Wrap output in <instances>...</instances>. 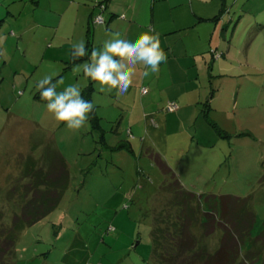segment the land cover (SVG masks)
I'll use <instances>...</instances> for the list:
<instances>
[{
  "label": "rangeland",
  "instance_id": "374dc122",
  "mask_svg": "<svg viewBox=\"0 0 264 264\" xmlns=\"http://www.w3.org/2000/svg\"><path fill=\"white\" fill-rule=\"evenodd\" d=\"M92 1L0 0V218L11 226L12 215L31 197L25 191L32 182L29 167L36 171L51 166L65 183L53 209L31 224L22 221L14 227V246L6 260L9 264H154L151 231L155 218L166 215L163 200L170 194L158 189L163 176L153 161L156 155L186 190L248 197L259 225L264 220L260 18L247 21L251 25L246 21L237 25L236 51L232 47L228 54L226 48L225 57L220 56L214 66L212 50L201 51L199 38L186 29L182 37L170 35L160 41L167 62L160 65L158 75L144 78L138 65L134 84L125 94L118 95L115 89L101 92L93 80L87 93L90 78L82 72L74 74L66 63L72 45L86 41ZM219 29L218 25L213 40L220 38ZM91 32L92 50L121 38L104 25L92 26ZM227 35L228 42L230 31ZM47 76L63 79L57 91L76 84L84 99L90 96L94 111L84 128L73 132L47 112L37 88ZM177 95L179 109L161 112ZM155 111L166 131L188 132L191 147L166 146L164 131L156 128L158 121L155 127L151 123ZM165 148L170 150L167 155ZM54 151L59 156L49 159ZM63 172L67 176L61 178ZM217 233L208 238L211 248L218 244Z\"/></svg>",
  "mask_w": 264,
  "mask_h": 264
},
{
  "label": "trees",
  "instance_id": "16d2710c",
  "mask_svg": "<svg viewBox=\"0 0 264 264\" xmlns=\"http://www.w3.org/2000/svg\"><path fill=\"white\" fill-rule=\"evenodd\" d=\"M106 1L102 0L95 5L103 21L93 22V17L98 14H91L87 22L85 43L89 56L73 61L71 48L70 57L66 63L67 68L89 61L93 46L91 27L105 24L101 13L105 10ZM100 4H103V9H100ZM211 50L214 57L218 55L217 58L219 56L224 58L222 55L224 52ZM92 84L90 79L89 86L85 89L87 93L92 91ZM143 89L147 91L146 88L142 87ZM145 92L142 91V93ZM87 99H90L89 95ZM169 102L177 105L175 110L179 109L176 101ZM169 102L163 110L175 111L167 110ZM205 107L208 109V103ZM204 111L205 109H202V112ZM127 134L132 138L130 129H127ZM127 148L131 151L130 142ZM52 153L49 159H52L53 155L59 156L58 152ZM153 158L163 176L162 184L158 189L166 190L171 194L163 200L162 210L166 212V215L163 218H155L156 225L151 231L154 264H264V220L257 225L248 197L229 194L216 196L211 193L196 194L186 190L165 160L158 155ZM50 167L44 169L40 167L36 171H33L32 166L27 169L28 173L30 170V174H33L32 182L25 186V191H30L31 197L24 202L19 213L12 215L11 226L3 223L4 221L0 218V264H9L6 257L14 246L15 238L12 232L14 227L22 221L25 224L33 223L41 215L53 209L61 199L65 183L60 182ZM63 174L61 178L67 176L65 172ZM216 233L218 244L211 248L207 243L208 238Z\"/></svg>",
  "mask_w": 264,
  "mask_h": 264
},
{
  "label": "crops",
  "instance_id": "0c3cea01",
  "mask_svg": "<svg viewBox=\"0 0 264 264\" xmlns=\"http://www.w3.org/2000/svg\"><path fill=\"white\" fill-rule=\"evenodd\" d=\"M100 1L102 0L92 1L86 24L91 14L100 12L95 6ZM101 14L105 20V24L101 25L105 26V30L112 33L115 28L117 32L113 33H118L123 39L134 40L140 32L154 28L160 34V41H164L170 35L176 36V38L177 36L182 37L186 33V29H190L188 32H192L195 39L199 38L200 45L203 44L201 51L208 52L211 49L224 52L227 48L229 54L232 47L236 51L235 29L242 21L247 22L254 18L256 20L260 18L257 20L260 22L258 31L261 34L264 33L262 18L264 17V0H207V2L205 0H107L105 10ZM122 15L123 18H121ZM101 25H98L97 28H100ZM218 25L220 26L218 31L220 38L213 40L212 37L217 34ZM247 25H251L250 22H247ZM199 26L202 29H197ZM245 28L247 29V26ZM228 31H230V40L227 42ZM196 45L198 44L196 43ZM244 48L247 51L249 46L246 45ZM185 51L187 52V48ZM211 55L210 65L214 66L216 62L220 61V56L217 58L213 56V53ZM175 97L171 100L177 102L180 95ZM155 121H158V125L153 126H156L157 129L160 128L161 132L164 131L163 143L166 146L183 143L187 147H191L193 140L188 132L166 131V127L161 125L163 120L158 117L156 111L151 123ZM169 152V148H165L164 154L167 155ZM173 153L175 152L173 151Z\"/></svg>",
  "mask_w": 264,
  "mask_h": 264
},
{
  "label": "clouds",
  "instance_id": "9594fccd",
  "mask_svg": "<svg viewBox=\"0 0 264 264\" xmlns=\"http://www.w3.org/2000/svg\"><path fill=\"white\" fill-rule=\"evenodd\" d=\"M85 56H89L86 43L83 40L74 43L72 60H82ZM166 62L167 53L161 48L160 34L153 28L140 33L131 42L123 38L105 41L102 49L92 50L88 62L74 65L73 73L82 72L85 77L97 82L101 92L115 89L118 95H123L134 84L138 65L142 68L139 74L147 78L158 75L160 65ZM58 84H63L62 78L58 81H54L51 76L41 79L37 84L39 95L46 102L47 112L56 121L63 122L67 129L77 132L88 124L94 105L84 99L78 85H68L57 91Z\"/></svg>",
  "mask_w": 264,
  "mask_h": 264
},
{
  "label": "built area",
  "instance_id": "2783aa9c",
  "mask_svg": "<svg viewBox=\"0 0 264 264\" xmlns=\"http://www.w3.org/2000/svg\"><path fill=\"white\" fill-rule=\"evenodd\" d=\"M100 9H103V4H100ZM103 20H102V17H101V15H95L94 17H93V22H95V23H101ZM143 92H145V89H143L142 90ZM176 106V104L174 103V102H169V104H168V106H167V110H169V111H172V110H175V107Z\"/></svg>",
  "mask_w": 264,
  "mask_h": 264
}]
</instances>
